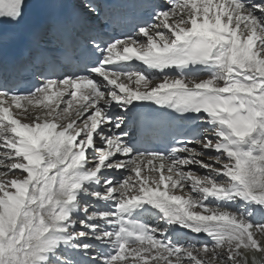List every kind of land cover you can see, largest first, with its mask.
I'll use <instances>...</instances> for the list:
<instances>
[{"label": "snow or ice", "instance_id": "obj_1", "mask_svg": "<svg viewBox=\"0 0 264 264\" xmlns=\"http://www.w3.org/2000/svg\"><path fill=\"white\" fill-rule=\"evenodd\" d=\"M31 6L28 33L0 28V69L73 21L94 59L27 92L0 80V264H264V0L147 3L107 39L93 0ZM160 123L165 147L143 148Z\"/></svg>", "mask_w": 264, "mask_h": 264}, {"label": "bare ground", "instance_id": "obj_2", "mask_svg": "<svg viewBox=\"0 0 264 264\" xmlns=\"http://www.w3.org/2000/svg\"><path fill=\"white\" fill-rule=\"evenodd\" d=\"M200 78H204L203 76H201Z\"/></svg>", "mask_w": 264, "mask_h": 264}, {"label": "rangeland", "instance_id": "obj_3", "mask_svg": "<svg viewBox=\"0 0 264 264\" xmlns=\"http://www.w3.org/2000/svg\"><path fill=\"white\" fill-rule=\"evenodd\" d=\"M201 174H203V173H201Z\"/></svg>", "mask_w": 264, "mask_h": 264}]
</instances>
